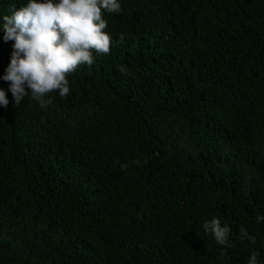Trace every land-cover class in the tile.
Returning <instances> with one entry per match:
<instances>
[{"label": "trees", "instance_id": "16d2710c", "mask_svg": "<svg viewBox=\"0 0 264 264\" xmlns=\"http://www.w3.org/2000/svg\"><path fill=\"white\" fill-rule=\"evenodd\" d=\"M118 2L68 96L16 105L0 79V264H264V0Z\"/></svg>", "mask_w": 264, "mask_h": 264}, {"label": "clouds", "instance_id": "9594fccd", "mask_svg": "<svg viewBox=\"0 0 264 264\" xmlns=\"http://www.w3.org/2000/svg\"><path fill=\"white\" fill-rule=\"evenodd\" d=\"M119 13L118 0H27L26 5L10 8L3 15L4 41H14L11 60L5 74L0 77L8 82V92L19 105L25 96L31 95L42 108L51 105L50 93L61 97L70 94L68 76L81 65L94 63L93 53L109 54L111 36L104 30L107 21L104 12ZM119 71L128 73L121 66ZM28 89V91H26ZM6 91L0 89V107L8 106ZM122 168L126 167L121 165ZM257 222L264 221L258 215ZM203 231L211 234L217 245L231 248V228L213 217L203 223ZM241 240L255 243V236L239 227ZM258 253L253 251L247 264H258Z\"/></svg>", "mask_w": 264, "mask_h": 264}]
</instances>
